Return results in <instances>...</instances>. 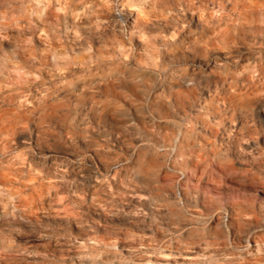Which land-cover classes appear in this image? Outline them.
Segmentation results:
<instances>
[{
	"label": "clouds",
	"instance_id": "obj_1",
	"mask_svg": "<svg viewBox=\"0 0 264 264\" xmlns=\"http://www.w3.org/2000/svg\"><path fill=\"white\" fill-rule=\"evenodd\" d=\"M0 264H264V0H0Z\"/></svg>",
	"mask_w": 264,
	"mask_h": 264
}]
</instances>
